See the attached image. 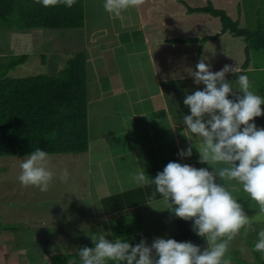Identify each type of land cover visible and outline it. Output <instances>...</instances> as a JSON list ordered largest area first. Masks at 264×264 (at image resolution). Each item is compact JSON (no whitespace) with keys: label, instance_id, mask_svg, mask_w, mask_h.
<instances>
[{"label":"rangeland","instance_id":"374dc122","mask_svg":"<svg viewBox=\"0 0 264 264\" xmlns=\"http://www.w3.org/2000/svg\"><path fill=\"white\" fill-rule=\"evenodd\" d=\"M164 2L161 9L164 13L166 11V20L174 16L169 21L175 26L167 30L169 21H166V30L155 27L157 29H154L156 32L150 42L159 36L170 40L203 38L219 33L217 18L198 14L188 25L186 22L191 20L183 16L187 13L185 4L190 8H200L205 6L206 0ZM103 3L104 0H83L82 29H42L0 35L3 47L0 48V58L11 53L28 54L26 50L20 52L17 49V37L21 38V35H25L21 46L31 44L30 56L8 73L11 78L57 75L75 53H85L89 134L88 152L50 155L49 167L55 176L47 192L20 184L19 165L24 157H0V264H49L52 255L59 253L75 255L69 264L81 262L77 250L84 246L92 248L93 235L103 231L110 233L107 239L113 240V230L119 229L114 222L115 217L105 214L104 209V206L107 208L117 201L104 199L123 198L126 192L142 188L136 187L130 179V174L138 169H144L146 175L154 179L167 163H179L175 139L177 135L181 139V127L186 130L182 122L185 111H179L178 107L176 111H170L174 123L172 128L166 125L162 112L152 110L149 100V95L159 90L156 77L164 70L154 68V65L158 68L161 62L149 63L147 60V39L141 13L145 8L150 10L152 5L148 1L115 16L104 10ZM214 4L215 8L224 7L231 19L239 20L240 28L248 25V17L255 21L250 26L254 27L259 16L260 24L264 26V0H215ZM221 37L222 40L218 37L207 43L179 44L175 46L176 50H155L157 60H164L168 70L173 67L181 71L182 82H167L164 86L169 95L179 92L181 95L183 88L186 94H191L204 87L194 83L189 67L183 63H195L204 58L213 72L225 65L240 63L241 66L244 63L246 44L243 39L228 33ZM170 44L166 45L170 47ZM225 48L229 49L227 53L223 52ZM247 53L249 67L246 75L251 82V90L264 96L260 91L264 88V49L256 52L249 49ZM227 79L238 88L235 75L229 74ZM120 86L123 92H119ZM181 103H178L179 107ZM261 107L264 110V105ZM254 123L258 128H264V116L255 118ZM193 157L194 153L190 158ZM197 159L200 160V154ZM197 166L208 167L212 171L207 164L199 163ZM65 168L69 172L67 183L59 179ZM224 183L242 204L246 214L254 217L258 213V205L243 192L242 186L236 181ZM134 210L135 213H128L133 221L131 225L136 230L137 226L141 227V221L144 223V231L140 234L149 245L155 238L173 239L176 235L172 212L167 211L162 199ZM134 219L141 221L134 222ZM261 229H264V216L248 229L246 235L241 230L230 246L232 264L255 262L250 244L254 246Z\"/></svg>","mask_w":264,"mask_h":264},{"label":"clouds","instance_id":"9594fccd","mask_svg":"<svg viewBox=\"0 0 264 264\" xmlns=\"http://www.w3.org/2000/svg\"><path fill=\"white\" fill-rule=\"evenodd\" d=\"M37 2L46 8L61 4L72 8L76 0ZM142 3L143 0H104L103 8L120 16ZM195 69L191 70L194 83L204 87L185 95L183 103L190 114L184 115L182 122L200 141L199 147H195L200 154L199 163L209 165L212 171L173 161L154 179L144 169L131 173L130 179L136 187L154 186L152 197L158 194L175 217L193 221L192 231L205 240L206 247L202 249L191 241L170 238H155L150 245L142 238L133 246L122 237L109 240L106 236L110 233L102 231L91 237L94 247L77 250L81 264H232L229 254L232 241L242 229L246 235L264 216V128L254 123L255 118L264 116L261 107L264 97L251 90L249 77L240 74L237 65H225L213 72L211 65L201 58ZM229 74L236 76L238 88L227 79ZM192 147L193 144L187 150H180L178 155L191 157ZM51 159L40 148L26 155L19 165L20 184L47 192L55 176L49 167ZM59 179L68 182L66 168ZM226 181H236L258 205L254 217L246 214L226 187ZM252 250L264 255V229L258 232Z\"/></svg>","mask_w":264,"mask_h":264},{"label":"trees","instance_id":"16d2710c","mask_svg":"<svg viewBox=\"0 0 264 264\" xmlns=\"http://www.w3.org/2000/svg\"><path fill=\"white\" fill-rule=\"evenodd\" d=\"M185 6L188 14H208L217 18L220 23L219 33L203 38L170 39L166 42L172 44L206 43L214 41L225 33L242 38L246 44V52L240 74H246L249 66L247 51L252 49L256 52L264 49V26L261 25L260 16L256 18L254 27L250 26L255 21H251L248 17L249 27L247 25L240 28L239 20H233L224 10L215 8L211 0H206L205 6L200 8H190L186 4ZM0 25L1 29L6 31L82 29L84 28L83 0H76L72 8H67L62 4L46 8L37 0H0ZM27 57L24 54H10L0 58V157H25L36 148L50 155L88 152L87 58L85 53H75L57 75L9 77L8 73L25 63ZM165 83L161 86L172 110L179 95L177 93L169 95L164 89L167 85ZM260 91L264 93V88ZM262 97H264L263 94ZM170 100L173 102L170 103ZM153 191L154 186L142 187L136 191L126 192L123 198L104 199L117 201L109 207L106 205L107 208L104 206L105 214L113 215L114 222L119 225V229L115 228L112 232L113 240L122 237L133 246L139 243L142 239L140 234L143 228L142 221L134 219V222L141 221V227L137 226L135 230L128 213H135L134 209L145 203L162 199L158 194L152 197ZM172 215L176 228V235L173 239L178 242L191 241L202 249L206 247L205 240L192 231L193 221H185L175 217L173 213ZM250 245L253 249L254 246ZM91 246L94 247V244ZM252 252L255 257L253 264H264V258L259 255L261 253L253 250ZM74 258L75 255L72 253L53 254L49 264H69ZM74 264H81V262Z\"/></svg>","mask_w":264,"mask_h":264},{"label":"crops","instance_id":"0c3cea01","mask_svg":"<svg viewBox=\"0 0 264 264\" xmlns=\"http://www.w3.org/2000/svg\"><path fill=\"white\" fill-rule=\"evenodd\" d=\"M148 1L151 3L152 8L150 10H148L147 8H145L144 12L141 13L142 14V18L141 19H143L142 21L144 22V26H143L144 32H145L144 33V36L147 39V55H148L147 60L149 61V63H159V62H161L160 64H158V68L155 65H154V68H156V69H159V68L164 69V70H161V75H157V77H156V82H157V84L159 86V90H157V92H154V93L150 94L149 95V100H150V104H151L152 110L154 109L155 113H158V112L161 113L162 112L164 114L163 116H164V121L166 122V125L169 126V127L174 128L173 119L171 118V113H170L171 109H170V107H169V105L167 103V99L165 98V95L163 93V89H162V86L161 85H162V83H165V82L166 83L167 82H182L183 81V78L181 79V71L180 70H177V69H175L173 67L171 68V66L169 67L171 69L168 70L165 67L166 66L165 63H163L164 60L163 61L157 60V58H156L157 54H154V52H156L155 50H158L159 51V50H161L163 48H164V50L165 49L166 50L167 49H169V50H176V47L175 46H177L179 44H170V43H168V44L171 45L170 47H168L166 45L167 44L166 40H168L167 38H163L161 36H159L157 38L153 37V39H154L153 42H150V39H151L153 33L156 32L154 29H157V28H155V27H159L160 26V27H163L166 30V28H165V22L166 21H169V20L171 21L175 17L172 16L171 18H168V20H166V11L164 13V11H162V9H161V8L164 7L163 6L164 3H165L164 0H143V3L146 4ZM177 1L176 0H171V2H177ZM214 2H215V0H214ZM214 2H212V3L215 6ZM217 8H222V9H224V11L226 10L224 7L217 6ZM175 11H174V13H175ZM167 12L169 14H171V11H168L167 10ZM225 12L228 13L227 10ZM178 13L181 14L180 11ZM192 15H194L196 17H193ZM201 15L205 16L204 14H199V16H201ZM183 16H185L186 18L188 17V20H191L190 22H186L185 21L189 25V23H192L193 22V19L194 18H197L198 17V14H188V13H186V14H183ZM207 16H205V17H207ZM176 18H179L181 20V17H179V16L178 17L176 16ZM170 21L168 23L169 26H168V29L167 30H169V28L175 26ZM29 31H32V30L19 31V33L20 32H29ZM13 32H17V31H6V30L0 29V35L1 36H5L8 33H13ZM23 36H25V35H21V38L20 37H17V45H16L17 46V49L20 52L26 50L25 53H28V54H24V55L30 56V53H31V44L26 45L27 47L21 46V43H22L21 42V39L23 38ZM221 36L218 39L222 40V37ZM183 38L184 37H182L181 39H183ZM9 39H10V37H9ZM151 43H152V46H151ZM16 46H15V48H16ZM29 46H30V48H28ZM0 48H3V47L0 45ZM228 50H229L228 48H225L223 52H226L227 53ZM17 55H21V54L19 53ZM221 55H225V54H221ZM198 62L199 61L196 60L195 63H183V64H185L184 66H188L190 71L191 70L192 71H195V66H196V64ZM232 64H233L232 66L237 65L240 68V70H241V67H242V64L243 63L241 64V66H240V63L239 64L238 63H236V64L235 63H232ZM151 67H153V64L151 65ZM222 68L223 67H219V69L214 70V72L219 71ZM250 70L251 69H249V71ZM118 90H120L119 92H123V88L121 86L118 87ZM180 93L178 94L179 95L178 101L175 103L174 107L172 106V108H173L172 111L173 112L176 111V108L178 107V108H180L179 111H185L184 114L185 115H188V114H190V110L183 103V100H184L185 95H186V93L184 91V88H183V92H182L181 95H180ZM179 102H182L183 103V104L181 103V106L180 107L178 105ZM180 131H181V135H182L181 136V139L179 138L180 137L179 135H177L176 136V139H175V141H176L175 147H176V150H177V154L179 153L180 150H183V148H185V150H187V148L190 147V146H192V144H193L192 154L194 153V156L195 157H193V158H190V157L181 158L178 155L179 163H181V164H189V165H191V166H193L195 168H198L197 165L199 164V161H198L197 157L199 155V152H198V150L195 147H199L200 141L196 139V137L194 136V134L189 133L187 129L183 131L182 130V127H181L180 128ZM142 225H143V228H142L141 232L144 231V227H145V225H144L143 222H142ZM142 238L145 239L143 236H142Z\"/></svg>","mask_w":264,"mask_h":264}]
</instances>
